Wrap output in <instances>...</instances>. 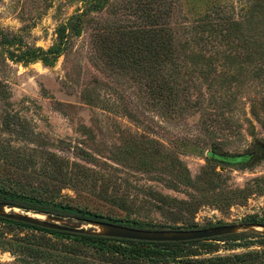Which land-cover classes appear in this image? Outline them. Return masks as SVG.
<instances>
[{"label": "rangeland", "instance_id": "1", "mask_svg": "<svg viewBox=\"0 0 264 264\" xmlns=\"http://www.w3.org/2000/svg\"><path fill=\"white\" fill-rule=\"evenodd\" d=\"M73 17H80L74 30L67 26ZM63 26L68 38L60 45ZM3 37L11 44L0 46V124L12 114L26 128L0 130V138L30 148L37 161L58 156L81 166L83 176L97 179V188L82 193L93 204L104 180L107 193L131 201L140 187L175 200L193 201V194L202 205L191 222L200 228L264 221V0H0ZM164 45L167 56H159ZM58 46L62 53L51 64L9 55ZM212 151L250 157L212 163L215 188L203 174ZM176 166L191 186L171 187ZM75 190L64 193L75 197ZM228 191L229 199L221 197ZM144 221L168 225L159 213ZM33 235L40 234L0 224V264H56L24 256ZM50 238L55 256L72 244ZM218 244L216 253L193 259L251 253L236 264H264L263 238ZM80 258L185 264L92 250Z\"/></svg>", "mask_w": 264, "mask_h": 264}, {"label": "trees", "instance_id": "2", "mask_svg": "<svg viewBox=\"0 0 264 264\" xmlns=\"http://www.w3.org/2000/svg\"><path fill=\"white\" fill-rule=\"evenodd\" d=\"M249 9H247L248 12L250 11ZM227 19L230 22L232 21L230 18ZM79 20L80 17H73L69 20L67 26L74 30L76 28L75 22ZM67 29L68 27L66 26L60 29V45L68 38ZM157 33L164 34V32L159 30H157ZM10 44V39L6 37L0 39V46L5 47ZM254 44L257 45L256 43ZM168 48L167 45H164L159 50V56H167ZM61 53V46H58L47 51L42 48L35 51H26L20 55L9 52V55L13 60L31 61L32 59L42 58L46 64H51L50 58H57ZM0 125V130L4 132L9 130L11 133L17 134H22L26 128L21 119L12 114L5 116ZM31 151L30 148L16 147L8 141L6 142L5 139L0 138V202L10 208H19L26 213L54 216L66 220L101 221L145 230L205 229L197 227L191 222V218L202 205L201 202L195 200L196 198L193 194L190 197L193 201L175 200L164 196L153 188L140 187L137 190L138 195L131 201L127 194L107 193L108 182L100 179L102 184L100 188L98 187L97 200L93 204L91 199H86L82 193L86 192L85 188L87 187L93 190L97 188V179L83 176L81 171L83 168L69 159L53 156L54 159L46 162L37 161L30 155L29 152ZM213 152L209 153L211 162L205 168L203 174L204 178L207 177V185L216 188L217 186H215L213 179L218 174L213 169L212 163L228 161L219 157L222 154L217 152H214L215 157L212 158L211 154ZM249 157L250 155L231 157L229 163H242L248 160ZM144 164L148 170H152L151 167L148 168L147 162H144ZM185 171L182 167L171 168V176L173 178L172 182H169L172 184L171 187H176L175 189L177 190L179 185L191 186L193 184L191 176ZM202 183V179H197V182H195L197 189H202ZM69 186L76 189L75 197L64 193V189ZM231 195L232 192L228 191L227 193H222L221 197L225 196L224 198L229 199ZM103 208L106 211H102ZM153 213L161 214L168 225L159 226L154 224V222L144 221V219L150 218ZM251 223L264 225V221L257 222L253 220ZM0 224L40 234L39 236L33 235V238L29 241L31 246L23 248L22 253L24 256H29L34 260L47 259L56 264H79L82 262L80 254L88 250H92L98 257L110 254L112 257L134 258V261L135 259H148L154 262L163 260L164 262L181 261L185 264H236L237 262H244L245 258L251 257L253 254L248 253L227 257L215 256L214 258L200 260H194L193 258L201 257V251L206 254L216 253L219 248V241H238L250 237L264 239V235L259 233L243 232L210 240L165 243L142 242L50 230L1 217ZM181 225L187 227L182 228ZM225 225L227 224L212 225L207 228ZM51 236L59 238L60 241L57 242L63 243L64 241L62 240L71 241L70 247L66 246L69 247V250L60 252L63 254L55 256V250L52 249L55 243L51 240ZM36 237H39V239H36ZM44 244L47 246H44ZM257 255L258 253L254 256Z\"/></svg>", "mask_w": 264, "mask_h": 264}, {"label": "water", "instance_id": "3", "mask_svg": "<svg viewBox=\"0 0 264 264\" xmlns=\"http://www.w3.org/2000/svg\"><path fill=\"white\" fill-rule=\"evenodd\" d=\"M215 157V153L211 154ZM225 161H230L229 156L219 155ZM19 208H10L3 202H0V217L31 224L33 226L46 228L50 230L72 232L100 236L105 238L123 239L142 242H189L196 240H210L213 238L239 234L243 232H255L264 235V225L261 224H233L217 226L212 228L198 230L168 229V230H145L118 225L114 223L101 221L66 220L54 216L42 214H30ZM85 225L93 229L84 228Z\"/></svg>", "mask_w": 264, "mask_h": 264}]
</instances>
